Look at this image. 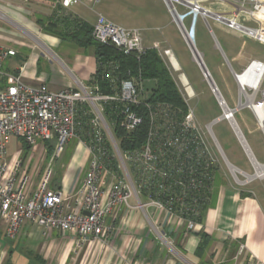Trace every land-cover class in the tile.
Listing matches in <instances>:
<instances>
[{
  "label": "built area",
  "instance_id": "1",
  "mask_svg": "<svg viewBox=\"0 0 264 264\" xmlns=\"http://www.w3.org/2000/svg\"><path fill=\"white\" fill-rule=\"evenodd\" d=\"M81 1L59 0V4L67 7ZM170 2L173 4V9H169L172 19L187 46L194 50L192 58L197 64L202 63L195 47L200 19L208 26V19L211 18L264 44V0ZM211 3H221L226 9L215 10ZM177 4L181 10H177ZM0 15V19L4 20V14ZM248 21H254V26L247 25ZM91 36L96 41L115 45L124 53L139 55L149 48L142 43L140 29L114 24L102 15H98L92 25ZM151 48L163 56L172 55L169 49H161L158 43ZM16 54L14 47L0 44V221L7 238L15 237L26 222L37 227L45 236L57 230L74 241L68 264H76L78 248L90 243L100 246L113 237L117 229L125 226V214L119 216L121 209L125 213L146 206L162 209L169 218L174 217L184 224L187 231L192 230L197 223L168 206L172 188L187 185L172 180L171 176L184 168L177 166L174 171L169 169L167 152L172 149L178 160L185 152L184 159L192 158L193 163L188 164L191 172L194 164L202 168L204 162V173L200 178L212 179L214 171L218 173L219 157L223 153L211 124L221 119L229 123L253 168V172L247 174L230 167L234 179L247 183L264 177V164L251 154L234 117L238 110L249 109L264 136V59L251 58L239 71L231 70L238 90L236 106L230 107L216 86L210 87L220 114L206 129L198 123L193 108L188 105V99L195 94L180 74L187 111L177 119L170 106L145 103L149 119L147 140L141 149L121 151L103 115L102 101L121 102L119 125L126 131L134 130L142 121L138 112L132 110V106L141 102L142 80L134 77L121 80L115 95L100 94L96 92V87L89 85L53 90L44 82L38 85L27 83L23 78L24 64L15 72L3 70L5 60ZM202 74L206 80V74ZM174 121H177V126ZM72 137L79 140L86 154L82 174L74 188L53 185L54 168L50 161L44 165L35 182L33 174L27 170L19 174L21 163L16 154L9 161L5 159L6 147L12 138L23 139L31 146L39 140L51 142L54 144V156H58L63 145ZM187 148L192 154L187 153ZM257 167L263 170L259 175H256ZM239 175L243 176L242 180ZM200 178H191V185L197 187ZM143 192L146 193L145 198H142ZM161 196L167 199H160ZM132 199L133 203L130 202ZM2 254L3 251L0 252V260Z\"/></svg>",
  "mask_w": 264,
  "mask_h": 264
},
{
  "label": "crops",
  "instance_id": "2",
  "mask_svg": "<svg viewBox=\"0 0 264 264\" xmlns=\"http://www.w3.org/2000/svg\"><path fill=\"white\" fill-rule=\"evenodd\" d=\"M9 1L10 8L4 12L5 23H10L12 26L16 23L27 28L31 25L24 23L23 19L28 20L30 16H33L37 24V18H48L52 15L56 5H60L59 0ZM63 7L65 14L75 16L90 26L94 24L98 15H102L114 24L140 29L143 45L149 48L154 43L164 45L175 58L176 69H180L179 62L168 44L166 33V29L170 30L172 24L177 31L178 28L173 22L165 0H82ZM230 30L257 41L237 30ZM10 34L13 35L7 39L9 41L0 35V44L8 47H13L12 45L15 44L16 48H22L24 52L17 51L15 56L9 58L11 64L8 65V69L15 72L21 64H24L23 78L31 85L44 82L53 90L64 87L76 88L87 85L95 71V59L90 50L76 47L68 41L60 40L57 36L45 32L41 34V38L39 37L43 47L40 44L37 46L34 44L18 45L12 42V39H18V33L11 31ZM215 46L217 47L216 44ZM197 51L221 94L204 62L202 53L198 49ZM40 56L46 61H41ZM251 58L264 59V56L249 50L245 52L239 68L242 69ZM167 61L169 62L168 59ZM228 65L230 66L229 63ZM171 68L176 70L172 65ZM230 69L240 70L233 69L231 66ZM181 74L189 83L182 71ZM189 85L197 97L198 93L190 83ZM208 90L216 100L209 84ZM216 104L218 106L217 100ZM240 132L244 137L241 129ZM262 137L264 138L263 134ZM247 146L258 161L248 143ZM222 153L223 156L219 157L220 168L215 178L216 184L211 200L195 228L187 231L184 224L174 217L169 218L167 212L155 207L134 208L126 213L124 209H121L119 216L125 214V226L117 229L113 237L100 246L90 243L78 248L75 263L264 264V177L247 183L236 181L230 172V167H236L244 173L251 174L253 172L251 163L246 155L251 169V172H248L227 158L223 150ZM85 160L86 158L81 159L80 163L72 168L64 182L60 179L58 183L53 181V185L66 189L74 188L79 178L75 177L74 173L78 168L81 169ZM258 162L264 164V162ZM239 176L242 180L243 176ZM130 202L133 203L134 200ZM201 234L206 235V242L204 248L197 250ZM73 247L74 241L71 237H64L57 230L50 231L47 236L42 235L37 227L28 222L21 225L15 237L7 238L4 234L3 223L0 221V252L3 251L0 264H68L73 254Z\"/></svg>",
  "mask_w": 264,
  "mask_h": 264
},
{
  "label": "rangeland",
  "instance_id": "3",
  "mask_svg": "<svg viewBox=\"0 0 264 264\" xmlns=\"http://www.w3.org/2000/svg\"><path fill=\"white\" fill-rule=\"evenodd\" d=\"M9 4V0H0V13L5 14L4 12L6 9L10 8ZM210 5L215 10L223 11L226 9V7L221 3H211ZM176 8L177 10L182 9L178 4L176 5ZM25 12L27 11L25 10ZM3 18L4 20L6 19V17ZM4 20L0 19V35L6 40L13 35L10 34V32L13 31L17 32L20 38L18 37L17 40L10 38L12 39V42H16L17 44L19 43L18 45L34 44L37 46L40 44L42 46L40 38L42 37L41 34L44 32L41 27L34 22L35 18L33 16H30L28 20L23 19L24 23L31 25L30 28L16 23H14L15 26H12L10 23H5ZM240 21L244 22L243 19ZM185 23L188 24V20H186ZM253 23L254 21H248L246 24L254 26ZM208 24L210 29L202 19L199 20L195 47L202 53L204 62L216 82L222 96L226 99L227 103L233 107L238 102V90L232 78L230 66L233 69L239 70V64L242 61L245 52L249 50L264 56V44L252 40L247 36H240L232 32V30L227 28L224 24L214 21L211 18L208 19ZM170 30L166 29L168 44L172 48L173 53L179 62L180 69H176L175 65L173 66L170 59L173 55L167 58L166 56H163L164 59H166L165 63L171 70L173 79L177 85L182 88L183 92L185 90L181 85V71L186 75L189 83L198 93L197 97L195 95L196 98L188 100V104L193 108L198 123L206 129V126L213 121V117L220 114V109L216 104V100L209 93L208 84L198 64L192 59V51L176 30L174 24H172V28ZM12 46L16 48L15 44ZM160 48L163 49L167 47H164V45L161 44ZM16 49L20 53L24 52L22 48L17 47ZM40 57L41 61H46L45 58L42 56ZM10 64L11 61L9 58L6 59L2 69L13 72L8 69V65ZM171 65L176 70H173ZM190 89L188 88L187 90L190 92ZM234 117L251 151L256 156L258 161L264 162V138L256 125L253 114L249 109L242 108L235 113ZM211 130L226 157L239 167L251 172L246 154L242 146L237 141L229 123L226 120L221 119L211 124ZM78 141L79 140L76 137L70 138L63 145L58 156H54V144L51 142L39 140L36 144L26 148L23 146L20 138H12L7 145L5 159L6 161H9L10 158L16 154L21 163L19 174L21 171L27 170V172L33 174L35 182L36 179H38L39 173L44 165L50 161L54 168L53 181L58 183V181L62 179V182H64V179L68 176L67 174L72 171V168L76 167L80 163L81 159L86 158V154ZM84 165L85 163H83L81 169L78 168V170H76L74 173L75 177H79L82 174Z\"/></svg>",
  "mask_w": 264,
  "mask_h": 264
},
{
  "label": "trees",
  "instance_id": "4",
  "mask_svg": "<svg viewBox=\"0 0 264 264\" xmlns=\"http://www.w3.org/2000/svg\"><path fill=\"white\" fill-rule=\"evenodd\" d=\"M62 7V5H56L51 16L44 19L37 18L36 22L43 32L57 36L60 40L68 41L76 47L92 51L95 59V71L88 80L87 85L96 87V92L100 94L115 95L118 93L121 80L130 77L142 80L141 102L138 106H132V110L138 112L142 117V121L134 130L126 131L119 125L121 102L115 100L102 101L103 115L110 124L121 151L141 149L145 144L149 131V119L147 110L144 107L145 103L168 105L174 110L175 118L180 119L182 117L188 106L184 99L183 90L173 79L171 70L165 63L163 55L154 48H146L139 55L124 53L111 43L96 41L91 36L92 26L82 22L75 16L65 14ZM59 10L63 12H59ZM174 123L177 126V121H174ZM21 141L24 147H31L23 139ZM187 151L188 154H192L189 148H187ZM184 154L185 152H182L178 160L175 159L172 149L167 152L169 160L167 167L169 169L174 171L177 166L180 169L184 168L183 171L180 170L181 172L176 171L171 176L172 180L187 185L184 188H180L181 185H175L172 188L173 193L169 196L171 199L168 206L185 218L198 223L201 221L203 212L211 200L216 184L215 178L218 174L217 171H214L211 180L207 177L200 178L204 173V162H202V168L194 164L191 172L188 164L193 163L192 158L186 160ZM193 177L195 180L200 178L197 187L191 185V178ZM145 197L146 193L143 192L142 198ZM160 199L167 198L161 196ZM205 242L206 235L201 234V241L197 250L204 248Z\"/></svg>",
  "mask_w": 264,
  "mask_h": 264
},
{
  "label": "water",
  "instance_id": "5",
  "mask_svg": "<svg viewBox=\"0 0 264 264\" xmlns=\"http://www.w3.org/2000/svg\"><path fill=\"white\" fill-rule=\"evenodd\" d=\"M165 2H166V4H167V6H168L169 9H173V4L170 1L165 0ZM191 51H192V54H193L194 50H191ZM199 64H198V66H199L201 72L206 74V77H207L206 78V81H207V83L209 84L210 87H213L214 88L215 87V84H214L213 80L211 79V77L209 76V74L207 72V69L205 68V66L203 65V63L200 62Z\"/></svg>",
  "mask_w": 264,
  "mask_h": 264
},
{
  "label": "bare ground",
  "instance_id": "6",
  "mask_svg": "<svg viewBox=\"0 0 264 264\" xmlns=\"http://www.w3.org/2000/svg\"><path fill=\"white\" fill-rule=\"evenodd\" d=\"M167 1H173V0H167ZM170 59H171V61H172V63H173V66H174V65L177 66V63H176L175 58H174L173 56H171ZM246 148H247V146H246ZM247 149H248V148H247ZM248 151H249V150H248ZM232 170H233V169H232ZM262 171H263V170H262V167H257L256 175L261 174Z\"/></svg>",
  "mask_w": 264,
  "mask_h": 264
}]
</instances>
